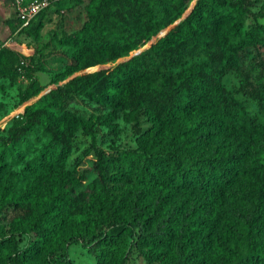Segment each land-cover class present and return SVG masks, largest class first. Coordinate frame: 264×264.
Returning a JSON list of instances; mask_svg holds the SVG:
<instances>
[{"label":"trees","instance_id":"trees-1","mask_svg":"<svg viewBox=\"0 0 264 264\" xmlns=\"http://www.w3.org/2000/svg\"><path fill=\"white\" fill-rule=\"evenodd\" d=\"M68 1L7 23L39 40L46 12ZM193 1L90 0L59 37L51 85L34 55L0 44V78H30L20 104L50 87L0 133V264H74L76 241L97 264H128L134 249L150 264H264V125L224 82L236 71L264 111V83L241 67L264 49V14L259 0ZM80 98L103 110L79 113ZM120 116L137 147L98 149L91 181L67 167L78 132L115 134Z\"/></svg>","mask_w":264,"mask_h":264},{"label":"rangeland","instance_id":"rangeland-1","mask_svg":"<svg viewBox=\"0 0 264 264\" xmlns=\"http://www.w3.org/2000/svg\"><path fill=\"white\" fill-rule=\"evenodd\" d=\"M89 3L90 0H72L62 6L55 5L50 8L45 15L46 22L42 29L41 38L34 40L21 32L11 30L7 20L15 17L12 0H0V44L5 43L25 55H34L36 62L42 63L45 67L44 70L35 71L34 77L43 85H51L54 74L61 70L64 65V48L59 43V37L64 32H73L82 26L88 17ZM194 3L195 0L191 5ZM254 10L257 12L262 11L264 14V0H259ZM262 20L264 21V17ZM166 32L167 30L163 31L159 37ZM149 46V44H145L133 54L140 53ZM262 59L264 62V49L249 48L241 61L242 69L250 73L251 80L259 86L264 83V67L262 61L260 62ZM92 69L94 68L91 67L89 70ZM29 81L30 78L25 72L16 80L0 78V101L2 102L0 106V133L4 134L7 131L14 118L24 111L26 105L34 102L50 89V87H47L40 95L24 104H20L19 94L28 85ZM224 82L238 98L245 102L248 110L257 118L258 122L264 125V111L259 108L256 100L240 90V77L237 72L230 71L225 76ZM71 108L86 116H89L92 112L103 110L97 104L83 98L75 102ZM117 122L119 131L115 134H112L107 126H101L95 137L78 132L76 145L67 167L72 168L78 163L82 168L91 169L89 172V181H91L96 176L92 168L94 161L97 159L98 149L113 151L117 147H137V134L133 123L125 121L122 116L117 119ZM39 145L40 143L34 140L28 157L34 155ZM21 166L22 164L15 165L16 168ZM0 225L8 224L0 219ZM27 240V237H23L22 246L25 245ZM70 255L74 264H97L95 256L90 253L89 248L84 245L83 241H76L70 245ZM128 264L150 263L138 250L134 249L131 251Z\"/></svg>","mask_w":264,"mask_h":264},{"label":"built area","instance_id":"built-area-1","mask_svg":"<svg viewBox=\"0 0 264 264\" xmlns=\"http://www.w3.org/2000/svg\"><path fill=\"white\" fill-rule=\"evenodd\" d=\"M60 0H12L15 17L23 20V26L28 25L32 19L43 9Z\"/></svg>","mask_w":264,"mask_h":264}]
</instances>
